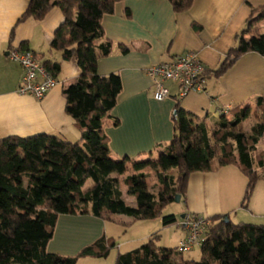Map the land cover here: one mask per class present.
<instances>
[{"label": "trees", "instance_id": "16d2710c", "mask_svg": "<svg viewBox=\"0 0 264 264\" xmlns=\"http://www.w3.org/2000/svg\"><path fill=\"white\" fill-rule=\"evenodd\" d=\"M119 1L123 0H30L19 19L41 20L53 7L62 10L64 21L55 31L51 50L61 52L63 59L74 58L81 69L78 81L63 89L65 111L75 120L81 139L66 141L48 133L0 139V264H77L84 257L107 258L117 242L105 235L73 256L48 250L59 217L86 213L85 206L105 221L125 214L135 221L161 218L164 226H170L177 223V216L164 210L177 194L182 200L186 198L192 173L238 165L248 180L244 207L259 180L264 179V149L259 146L264 139L263 97L257 98L254 108H240L230 119L221 116L215 128L178 103L168 148L156 160L134 161V173L126 178L128 195L136 198L137 206L123 199L119 178L112 174L121 172L127 158L116 160L111 156L103 126V118L116 106L123 84L118 73L98 72L99 59L110 54L112 42L95 43L105 35L103 17L113 13ZM169 1L175 12H185L194 0ZM195 28L201 27L195 24ZM249 52L264 56V5L252 9L235 44L210 73L223 75ZM37 57L58 79L61 62ZM251 118L255 121L248 133L244 124ZM146 167L162 172L175 169L177 174L161 173L162 186L154 194L148 188V174L143 171ZM224 218H209L211 224L198 246L200 260L183 261L184 252L178 251V245L174 249L157 247L159 234L154 233L140 247L120 252L116 264H264V224L234 223Z\"/></svg>", "mask_w": 264, "mask_h": 264}, {"label": "crops", "instance_id": "0c3cea01", "mask_svg": "<svg viewBox=\"0 0 264 264\" xmlns=\"http://www.w3.org/2000/svg\"><path fill=\"white\" fill-rule=\"evenodd\" d=\"M29 3L30 0H0V139L48 133L66 141H78L81 131L65 111L67 102L63 89L78 81L81 69L74 58L63 59L61 52L51 50L64 14L59 7H53L41 20L29 17L19 22ZM263 5L264 0H194L189 10L175 12L169 0H123L116 3L113 13L103 17L105 35L95 43L100 45L110 40L113 46L109 55L99 59L98 72L101 75L118 73L123 84L116 106L103 118V126L109 137L111 156L116 160L127 158L121 172L112 175L119 178L122 197L128 204L137 206L136 198L128 195L126 181L134 173L133 162L156 160L168 148L174 136L178 103L215 128L221 116L230 119L236 110L247 105L254 108L257 98H264V56L257 52L244 54L221 76L210 73L235 44L236 35L245 27L252 9ZM195 24L201 28L196 29ZM23 47L36 56L61 62L58 85L43 99L17 92L24 69L8 53L13 48ZM186 51L198 52L207 67L204 90L193 91L178 101V87L167 82L171 95L165 100H156L148 69ZM143 171L148 174V188L154 194L162 186L161 173L177 174L175 169L162 172L146 167ZM247 181L235 164L192 173L184 206L181 212L174 213L178 219L174 224L179 232L178 241L188 234V227L182 222L191 213L209 218L224 215L234 223L264 224V179L259 180L248 206L244 207L242 200ZM84 209L86 213L78 211L59 217L48 244L50 252L73 256L102 236L115 239L125 232L124 227L138 223L125 214L105 221L89 213L88 206ZM159 221L162 223L160 232L169 228L163 225L161 218ZM117 229L122 231L119 233ZM149 234L143 237L146 242ZM136 240L140 239L123 238L107 258L84 257L77 264H116L118 254L130 250H123V245ZM181 258L197 260L191 256Z\"/></svg>", "mask_w": 264, "mask_h": 264}, {"label": "built area", "instance_id": "2783aa9c", "mask_svg": "<svg viewBox=\"0 0 264 264\" xmlns=\"http://www.w3.org/2000/svg\"><path fill=\"white\" fill-rule=\"evenodd\" d=\"M8 55L24 69L17 90L20 95L32 96L40 100L58 85V79L46 69L32 51L13 48ZM206 71L207 67L198 52L186 51L173 59L151 66L147 74L155 87L156 100L162 101L171 95V90L166 84L171 82L178 87L176 98L180 101L193 91L204 90ZM182 223L189 231L186 237L179 241L177 249L179 252H186L202 244L203 234L211 224V220L207 216L191 213L186 215Z\"/></svg>", "mask_w": 264, "mask_h": 264}, {"label": "rangeland", "instance_id": "374dc122", "mask_svg": "<svg viewBox=\"0 0 264 264\" xmlns=\"http://www.w3.org/2000/svg\"><path fill=\"white\" fill-rule=\"evenodd\" d=\"M254 119L251 118L250 120H248L245 124L244 127L246 129V131L248 133H251V126L254 123ZM260 148L264 149V140L261 141L260 143ZM184 206V201H174L172 203H170L169 205H167V207L164 210L165 214H171V213H177V212H181V209ZM160 218H156V219H150V220H141V222L138 221V223H136L135 225H133L132 227H124L125 232H122L120 234V237H116L115 240L118 243L121 242V240L124 238L126 239H140V240H136L134 242H130V243H125L123 245V250L124 249H130L134 250L138 247H140L141 245H143L146 242V238L145 237L148 233H150L149 235H153L155 234H159V237H157L155 239V245L157 247H162V248H172L174 249L177 242L179 243L178 239H179V232L177 227L174 226H169V228L165 229L163 232H160L158 229L160 228V226L162 225L161 221H159ZM122 229V228H120ZM119 230V233L123 230ZM162 229V226H161ZM150 236V237H151ZM137 245V246H134ZM117 249V248H115ZM115 252V251H114ZM128 252V251H127ZM201 250L200 247L195 246V248L192 251H188V252H184L181 254V256L184 257V259H189V257H193L194 259H201ZM177 259H179L177 257Z\"/></svg>", "mask_w": 264, "mask_h": 264}, {"label": "water", "instance_id": "95a60500", "mask_svg": "<svg viewBox=\"0 0 264 264\" xmlns=\"http://www.w3.org/2000/svg\"><path fill=\"white\" fill-rule=\"evenodd\" d=\"M175 201H177V202H180V201H181V195H180V194H177V195L175 196ZM182 217L184 218L185 215H182ZM224 220H225V221H229V217H228V216H225Z\"/></svg>", "mask_w": 264, "mask_h": 264}]
</instances>
